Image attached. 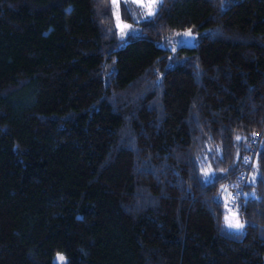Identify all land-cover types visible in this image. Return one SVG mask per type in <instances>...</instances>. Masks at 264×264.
<instances>
[{
	"label": "trees",
	"instance_id": "16d2710c",
	"mask_svg": "<svg viewBox=\"0 0 264 264\" xmlns=\"http://www.w3.org/2000/svg\"><path fill=\"white\" fill-rule=\"evenodd\" d=\"M56 253L264 264V0H162L124 36L110 0H0V264Z\"/></svg>",
	"mask_w": 264,
	"mask_h": 264
},
{
	"label": "rangeland",
	"instance_id": "374dc122",
	"mask_svg": "<svg viewBox=\"0 0 264 264\" xmlns=\"http://www.w3.org/2000/svg\"><path fill=\"white\" fill-rule=\"evenodd\" d=\"M110 2H111V9H112V15H113V19H114V24H115V27H116L117 31L120 32V33H121V30H120V27H118V24L121 25V26L125 25V24L126 25H130L131 26L130 33H134L135 32V26L137 25V23L140 22L141 20L149 18L148 16L145 15L146 9H144L142 7H139L137 3L132 2V0H128L127 3H125L124 0H119V16H120V20L117 21L116 16H115L116 7H115V5H113L112 0H110ZM122 14H125L127 17H129V19H127V20L126 19H122L121 18ZM184 31H186V30H184ZM184 31H179V32L172 33L169 36V38H168L167 47L173 48V45H176V41L178 39H181V37H177L175 34L176 33H182ZM192 32H193V35H194L195 39L190 41V42H188V43L183 44L184 46H189V45H192V44L195 43L196 34H195V32L193 30H192ZM130 33L126 32L127 35H129ZM158 44L159 45H163L162 43H158ZM177 46H182V45H176V47ZM226 200H225V205H226ZM226 216L229 217V219L233 220V222L238 220L237 217L234 214H232L230 211H228V209L226 210V213H225V216H224V222H225V217ZM225 224H226V222H225ZM230 229L234 230V231L240 230V229H235V228H230ZM58 254L62 255L60 253H56L55 256L52 259L53 262L55 264H64V261L61 262V261H59L57 259Z\"/></svg>",
	"mask_w": 264,
	"mask_h": 264
},
{
	"label": "snow or ice",
	"instance_id": "6c2138e0",
	"mask_svg": "<svg viewBox=\"0 0 264 264\" xmlns=\"http://www.w3.org/2000/svg\"><path fill=\"white\" fill-rule=\"evenodd\" d=\"M124 2L127 3L128 0H124ZM132 2L137 3L139 7L146 9L145 15L148 17H151V16L156 14L157 5L159 3H162V0H132ZM221 2L223 3V0H221ZM112 3L116 7L115 16H116L117 21H119L120 20L119 0H112ZM118 27H120L121 36H124L126 34V32L130 33V30H131L130 25L125 24V25L121 26L118 24ZM175 35L177 37H181V39H178L176 41V45H183V44L188 43V42L195 39L191 29H188L182 33H176ZM176 45H173V50H175ZM236 139L239 140V139H241V137L237 136ZM245 159L247 161V158H245ZM203 172H204V176L207 178V182H212L215 179L214 174L210 175V173L212 172L211 168L204 169ZM224 191L227 192L226 187H224ZM250 195H254V193L250 194ZM229 196H231V193H229ZM225 222L228 225V227H230V228L242 229L244 227V225L242 223H240L238 220L233 222V220L229 219V217H227V216L225 217ZM57 259L59 261L63 262L65 258L63 255L58 254Z\"/></svg>",
	"mask_w": 264,
	"mask_h": 264
},
{
	"label": "built area",
	"instance_id": "2783aa9c",
	"mask_svg": "<svg viewBox=\"0 0 264 264\" xmlns=\"http://www.w3.org/2000/svg\"><path fill=\"white\" fill-rule=\"evenodd\" d=\"M259 137H260V132H254L249 137L248 149H247L248 152H247V155L245 157V158H247V161H246V159L243 161L244 166L242 167V170H245V168H247L250 165V163L252 161L251 160L252 156L254 155V153L258 147Z\"/></svg>",
	"mask_w": 264,
	"mask_h": 264
}]
</instances>
